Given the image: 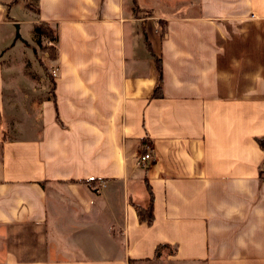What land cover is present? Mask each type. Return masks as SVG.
Segmentation results:
<instances>
[{"label":"crops","instance_id":"crops-1","mask_svg":"<svg viewBox=\"0 0 264 264\" xmlns=\"http://www.w3.org/2000/svg\"><path fill=\"white\" fill-rule=\"evenodd\" d=\"M256 137L264 0H0V264H264Z\"/></svg>","mask_w":264,"mask_h":264},{"label":"trees","instance_id":"trees-1","mask_svg":"<svg viewBox=\"0 0 264 264\" xmlns=\"http://www.w3.org/2000/svg\"><path fill=\"white\" fill-rule=\"evenodd\" d=\"M33 30L39 36V39L37 40L38 45H40V42L43 39L47 40L51 43L56 40V35H55L54 30L44 22L35 23L33 25ZM44 45H46V44H42L41 48H44ZM46 46L50 47L51 45H46ZM158 89H159V84L157 82V84L155 85L154 90H153L154 96L157 95ZM255 141L257 142L259 147L264 150V137H256ZM95 181H97V180L96 179H89V180L84 181V184L87 186V188L91 192H94L96 190L97 182H95ZM148 193H149L148 206L145 209H142L141 207H135L136 214H137L139 221H145L147 224H149L151 222V219H152V215H151V211H150V192H148Z\"/></svg>","mask_w":264,"mask_h":264},{"label":"rangeland","instance_id":"rangeland-1","mask_svg":"<svg viewBox=\"0 0 264 264\" xmlns=\"http://www.w3.org/2000/svg\"><path fill=\"white\" fill-rule=\"evenodd\" d=\"M16 5H20V7H18ZM25 5H26V3H25ZM21 6H23L22 3H17V4L15 3V8L12 9L11 11H9V13H8L10 16H12V18H15V20L21 21L23 25L19 27L18 22H8L5 24V26L8 28V30L11 32V38H10L9 42L7 43V46H9L8 48H12V49H14L16 47L23 46V48L25 49V52L28 55H30L31 49L29 50L28 48H26V46L24 44L26 42L24 41L25 40V37H24L25 33L23 31V28H24V24L26 23V22H24V20H26L24 18L32 16V13L22 9ZM15 24L18 25V34L20 35L19 39H14V37H15ZM13 43H14V45H13ZM38 51H39L38 53L45 52L46 55H48V56H53L54 52H55V50L52 46L47 47L46 45H44V48H39Z\"/></svg>","mask_w":264,"mask_h":264},{"label":"built area","instance_id":"built-area-1","mask_svg":"<svg viewBox=\"0 0 264 264\" xmlns=\"http://www.w3.org/2000/svg\"><path fill=\"white\" fill-rule=\"evenodd\" d=\"M49 72L52 75H54L55 72H56V68L55 67H50L49 68ZM145 146L146 147H145L144 151L141 154H139L138 157H137V162L141 166H144V165H146L147 163H149L150 161L153 160V155L151 153L149 145H145Z\"/></svg>","mask_w":264,"mask_h":264},{"label":"water","instance_id":"water-1","mask_svg":"<svg viewBox=\"0 0 264 264\" xmlns=\"http://www.w3.org/2000/svg\"><path fill=\"white\" fill-rule=\"evenodd\" d=\"M20 38V35L18 34V25L15 24V37L14 39H19Z\"/></svg>","mask_w":264,"mask_h":264}]
</instances>
